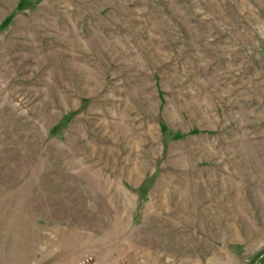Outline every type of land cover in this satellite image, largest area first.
<instances>
[{"label":"rangeland","instance_id":"rangeland-1","mask_svg":"<svg viewBox=\"0 0 264 264\" xmlns=\"http://www.w3.org/2000/svg\"><path fill=\"white\" fill-rule=\"evenodd\" d=\"M0 264H264V0H0Z\"/></svg>","mask_w":264,"mask_h":264},{"label":"trees","instance_id":"trees-1","mask_svg":"<svg viewBox=\"0 0 264 264\" xmlns=\"http://www.w3.org/2000/svg\"><path fill=\"white\" fill-rule=\"evenodd\" d=\"M8 23V20L2 25V27H5Z\"/></svg>","mask_w":264,"mask_h":264}]
</instances>
